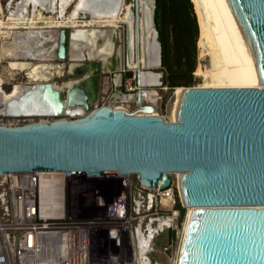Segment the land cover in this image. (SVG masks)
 Returning <instances> with one entry per match:
<instances>
[{
    "label": "water",
    "instance_id": "95a60500",
    "mask_svg": "<svg viewBox=\"0 0 264 264\" xmlns=\"http://www.w3.org/2000/svg\"><path fill=\"white\" fill-rule=\"evenodd\" d=\"M225 2L257 87L182 86L170 121L144 102L139 69L132 110L111 103L90 109L91 97L83 87L63 92L44 82L28 96L47 100L57 109L51 113L65 101L88 108L76 117L0 123V175L135 173L140 184L164 189L176 173L179 199L193 208L184 218L177 264H264V0ZM153 13L154 0V27ZM71 38L68 28L60 30L57 59H69ZM94 62L98 72L99 61ZM82 71L83 66L73 76Z\"/></svg>",
    "mask_w": 264,
    "mask_h": 264
},
{
    "label": "bare ground",
    "instance_id": "6f19581e",
    "mask_svg": "<svg viewBox=\"0 0 264 264\" xmlns=\"http://www.w3.org/2000/svg\"><path fill=\"white\" fill-rule=\"evenodd\" d=\"M57 1L59 2L57 5L59 7L57 11L59 17H63L67 5L71 1L74 2L70 17L67 20H58L53 15L46 16L38 11L31 12V14L28 13V3L32 2L31 4L35 7L38 0H19L16 3L15 10L10 12L5 20L0 16V34L4 33V37L10 35L9 39L0 40V59H7L6 56H13V58H8L9 60H7L8 68L30 69L34 73L38 68L43 69L51 66V64L47 63V59H49V56L54 55L52 53L53 51L50 50L51 52H49L45 48L43 50V46L39 44H37V47H41L40 49L38 48V51L40 54H43H41L42 58L39 57L40 59L34 62L30 61V59H35L30 53L33 48L30 44L32 36L42 27L59 26L66 28L70 26L73 28V31L71 33L72 38L69 42L68 56L70 62L66 65L68 67V78L66 81L60 83H56L57 81H51L50 83L55 90L63 92L75 85L83 87L91 97L88 103L91 109L96 104L100 77L97 74V68L93 62L98 60L106 71L112 69L117 38L121 35V31L118 29L119 24H124L127 44V68L132 69L135 75L137 74V69H139L140 88L143 93V100L150 101V103L153 102V96L156 95V90L153 87H147L149 84L153 86L159 83L158 74L145 70L147 67L159 66L158 43L151 20L153 0H130L129 2L125 0H50L49 5L51 10L55 8ZM191 1L199 26L197 47L207 50V54L211 58V66L203 73L207 80L198 86L216 88L257 87L255 73L249 55L225 0ZM135 6H137V14L134 11ZM79 12L91 15L90 19L83 20L79 24L80 27L98 23L100 28L97 30L82 27L78 29V22H75L74 18H78ZM34 39L36 40V37ZM51 46L54 50L57 42H54ZM117 54L118 60H120V50H118ZM66 66L62 61L57 64L59 75L63 73L62 71ZM82 66L83 73L79 76H73L74 72ZM31 75L30 78L33 77ZM115 76L118 82L120 75L117 74ZM1 79L2 75L0 71V84L2 83ZM44 82H48V79H37L33 77L31 81L15 83L8 91L3 90L0 86V113L2 112L10 116L14 115V113L28 116H53L59 114H63L64 116H77L86 112L88 107L84 103L71 104L65 101V105L60 109L61 111L59 110V112L53 114L51 112L57 109L47 100H41L35 95L28 96L34 89H37V87L40 88ZM182 88V86L175 88V100L172 106V118L170 121L175 120L174 111L177 96L179 90ZM133 97L136 100L135 94H114L113 98L122 102L119 105L116 102L115 106L125 107L123 104L129 105ZM125 108L128 109V106ZM47 173L52 176L59 174L55 172ZM106 175L117 176V179L121 183L123 181L126 183V176L128 174L120 176L116 174ZM144 187L150 191L160 190L158 187ZM54 188L55 186L53 185L47 191L43 185L41 187V199L45 201L49 197L55 198L56 193L54 192ZM188 208L193 209L191 206H186V210ZM158 228H161V223L158 224ZM155 231V227L150 228L148 235H154ZM144 257L146 255L142 254L141 258Z\"/></svg>",
    "mask_w": 264,
    "mask_h": 264
},
{
    "label": "built area",
    "instance_id": "2783aa9c",
    "mask_svg": "<svg viewBox=\"0 0 264 264\" xmlns=\"http://www.w3.org/2000/svg\"><path fill=\"white\" fill-rule=\"evenodd\" d=\"M57 39L55 33L38 44L44 50L45 44ZM55 49L47 60L56 73ZM26 77L30 75L27 73ZM113 97L95 106H115L118 99ZM28 119L0 113V123ZM117 178L83 174L66 177L61 171H14L0 175V264H163L148 257L153 240L165 228L179 231L181 219L183 227L186 206L178 193V199L175 198L172 180L168 187L150 191L141 184L132 190L127 181L121 183ZM43 185L47 191L54 185L56 197L43 201ZM144 189L148 190L145 194ZM157 202L162 213L150 212L155 204L158 206ZM154 227V235H148ZM142 254L146 257L141 258ZM177 257L178 251L167 264H177Z\"/></svg>",
    "mask_w": 264,
    "mask_h": 264
},
{
    "label": "rangeland",
    "instance_id": "374dc122",
    "mask_svg": "<svg viewBox=\"0 0 264 264\" xmlns=\"http://www.w3.org/2000/svg\"><path fill=\"white\" fill-rule=\"evenodd\" d=\"M19 0H0V16L3 18V20H5L7 18V15L10 12H13L16 8V3ZM127 2H129L130 0H125ZM32 2L28 3L27 6V12L31 14V12H41L43 15H53L55 16L56 19L58 20H67L68 17H70V13L72 11V6H73V1H71L66 9H65V13L63 15V17H59V13L57 12L59 7L58 5V1L57 4H55V8L54 9H50V0H38L37 4L35 7H33V5L31 4ZM33 8V9H32ZM32 9V10H31ZM2 10V11H1ZM91 15H89L88 13H84V12H79L78 13V18H74L75 22H78L77 24V28L81 29L80 25L82 23L83 20L86 19H90ZM2 20V21H3ZM94 24V25H93ZM92 25H87L86 27H82V28H92V29H99L100 25L98 23H93ZM63 27H59V26H54V27H45L42 28L41 31L39 32L38 35L32 36V41L30 42V44L33 46V50L31 49V54L35 57V59H30L31 62H34L35 60H37L41 55L38 51V48L40 49L41 47H37V44L39 43L40 40H42L43 38H47V37H51L53 34L56 33V36L58 38L60 30ZM68 28L71 33L73 31V28L68 26L66 27ZM75 29V28H74ZM121 31V35L120 37L118 36L117 38V43H116V51L114 50V55H113V69L111 71H106L102 68V64L99 62V71L97 72V74L100 76L99 77V81H98V96H97V100L96 103H101L104 102L105 100H107L109 97L111 98L112 95L114 94H120V93H126V94H135L136 95V78H135V72L130 69L127 68V44H126V30H125V26L124 24H119V28ZM23 30V29H22ZM6 37V38H5ZM4 37V33L0 34V40L3 39H9L10 35H6ZM8 37V38H7ZM34 37H36V40L34 39ZM37 41V42H36ZM81 42V41H80ZM54 43L49 44H45L44 48L47 49L49 52L52 51V46ZM37 47V48H36ZM197 47V44H196ZM51 50V51H50ZM118 50H120V60H118ZM202 50V51H200ZM33 51V52H32ZM38 56V57H36ZM6 58H2L0 61V71H1V75H2V89L5 91H8L10 88H12V85H14L15 83H21V82H27V81H31L32 77L28 78L27 73L29 75H33V77L37 78V79H41V78H45L48 79V82L54 81L56 83H60L62 81H66V79L68 78V67L66 66L70 61L69 59H64V60H59L56 59V63L58 64L60 61H62V63L66 66L63 69V73L61 75H59L57 67H55L54 69H56V73L55 71H53V69L51 68V66H48L47 68H38L36 69V71L33 73L32 70L30 69H26V70H21V69H9L8 65H7V60H9L8 58H13V56H6ZM39 61V60H38ZM48 61V60H47ZM46 61V62H47ZM98 61V60H95ZM85 62V61H83ZM48 64H51L50 61L47 62ZM95 63V62H94ZM119 63V64H118ZM121 64V65H120ZM118 65V66H117ZM120 65V66H119ZM101 66V68H100ZM211 66V58L210 56L207 54V50H203L197 47V63H196V68L193 72V77H194V85L193 86H197L201 83H204L207 78L204 76V71L209 68ZM145 70H149V72L152 73H157L158 74V80L159 83L155 84V85H150L147 88H154L156 90V95L153 96L154 101L151 102V104L155 107V110L157 112V114L162 115L163 117H165V119L167 120H171L172 118V106H173V102L175 100L174 97V91H175V87L170 88L167 87L166 85H162V69L161 66L159 64V66L157 67H147ZM31 73V74H30ZM131 73V74H128ZM75 74H78L75 72ZM80 74V73H79ZM117 74H120L121 76V80L117 82L116 80V76ZM31 75V76H32ZM41 75V78H39ZM79 76V75H77ZM39 81V80H37ZM146 103H150V101H144ZM122 102H117V104H121ZM98 104V105H99ZM125 107L128 106L129 110H132L135 108L136 106V100L134 99V97L130 100L129 105L127 104H123ZM63 114H59V115H46V116H28V115H19L20 117H23L25 119H40L43 120L45 119H49L51 117H55V116H60ZM66 116V115H65ZM68 116V115H67ZM171 180H172V184L171 186L174 189L175 192V198H177V191H176V186H177V175L176 174H170ZM126 181L129 183L130 187L133 189H135L136 187H140V182L136 176L135 173H129L126 176ZM148 190L144 189V194L147 192ZM178 199V198H177ZM159 200V197H157V201ZM157 205L155 204L154 208L152 209L150 212H154L157 211L158 213H162V210L159 208L160 204L159 202H157ZM180 205V204H179ZM145 208V207H144ZM143 208V213H145ZM159 209V210H158ZM183 213H186V208L183 210ZM148 213V212H146ZM182 219L178 221L180 227H179V231L176 228H165L163 231L159 232V234H156V237L153 240V250L151 252H149L148 257L152 262L158 261L160 263L163 264H167L170 260V258L172 256L175 255V252L178 251L179 249V244H180V238H176V235H181V227H182Z\"/></svg>",
    "mask_w": 264,
    "mask_h": 264
},
{
    "label": "trees",
    "instance_id": "16d2710c",
    "mask_svg": "<svg viewBox=\"0 0 264 264\" xmlns=\"http://www.w3.org/2000/svg\"><path fill=\"white\" fill-rule=\"evenodd\" d=\"M162 85H194L199 26L191 0H154Z\"/></svg>",
    "mask_w": 264,
    "mask_h": 264
},
{
    "label": "flooded vegetation",
    "instance_id": "af4514ba",
    "mask_svg": "<svg viewBox=\"0 0 264 264\" xmlns=\"http://www.w3.org/2000/svg\"><path fill=\"white\" fill-rule=\"evenodd\" d=\"M120 80H121V76H120ZM120 80H119V81H120ZM135 88H136V86H135Z\"/></svg>",
    "mask_w": 264,
    "mask_h": 264
}]
</instances>
